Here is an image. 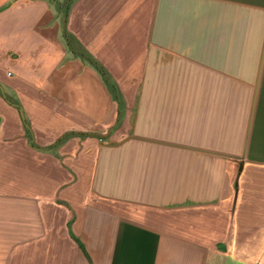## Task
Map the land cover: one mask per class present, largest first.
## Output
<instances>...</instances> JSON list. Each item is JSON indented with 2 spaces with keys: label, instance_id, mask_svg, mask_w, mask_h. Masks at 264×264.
Instances as JSON below:
<instances>
[{
  "label": "crops",
  "instance_id": "0c3cea01",
  "mask_svg": "<svg viewBox=\"0 0 264 264\" xmlns=\"http://www.w3.org/2000/svg\"><path fill=\"white\" fill-rule=\"evenodd\" d=\"M0 264H264V0H0Z\"/></svg>",
  "mask_w": 264,
  "mask_h": 264
}]
</instances>
